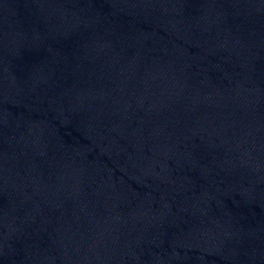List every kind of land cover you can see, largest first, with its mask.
I'll return each instance as SVG.
<instances>
[{
  "label": "water",
  "instance_id": "95a60500",
  "mask_svg": "<svg viewBox=\"0 0 264 264\" xmlns=\"http://www.w3.org/2000/svg\"><path fill=\"white\" fill-rule=\"evenodd\" d=\"M0 264H264V0H0Z\"/></svg>",
  "mask_w": 264,
  "mask_h": 264
}]
</instances>
